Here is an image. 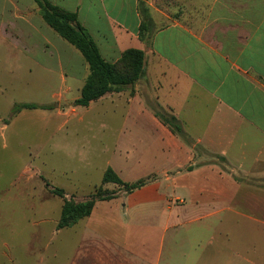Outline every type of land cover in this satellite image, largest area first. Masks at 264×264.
<instances>
[{"label":"crops","instance_id":"crops-1","mask_svg":"<svg viewBox=\"0 0 264 264\" xmlns=\"http://www.w3.org/2000/svg\"><path fill=\"white\" fill-rule=\"evenodd\" d=\"M48 1L77 15L106 62L116 63L129 49L144 51V76L97 101L102 115L113 120L102 127L122 124L130 135L154 140L151 154L159 153L162 163L148 169L145 162L136 173L131 162L129 173L136 175L127 182L118 160L108 162L105 171L112 168L127 183L155 177L132 193L97 202L89 217L71 227L59 229L61 215L52 218L47 213L42 218L46 223L34 227L48 222L53 234L78 236L68 264H159L178 246L167 241L166 234L184 224L186 215L202 220L238 214L258 232L253 247L259 248V259L235 253L227 264L264 262V0ZM163 3L169 7L158 6ZM0 7L2 34L9 43L23 46L28 55L32 49L41 56L37 64L59 72L64 87L52 95L54 101L77 100L89 75L83 56L47 28L35 0H0ZM16 23L23 24L22 31L8 32ZM155 108L174 115L184 135L163 124ZM42 115L49 120L66 118L62 128L77 110H44ZM84 118L78 117L81 122ZM4 227L9 237L0 246L3 257L15 250L16 255H31L34 243L18 250L25 244L16 226ZM159 231L156 254L153 238ZM33 235L39 240L40 235ZM53 246L56 256L62 245ZM72 246L68 238L63 247L68 251ZM184 256L183 252L177 262L184 264Z\"/></svg>","mask_w":264,"mask_h":264},{"label":"rangeland","instance_id":"rangeland-1","mask_svg":"<svg viewBox=\"0 0 264 264\" xmlns=\"http://www.w3.org/2000/svg\"><path fill=\"white\" fill-rule=\"evenodd\" d=\"M164 5L158 6L163 9L169 7ZM8 7L5 5L4 9ZM2 10L3 7H0V14ZM2 24L0 17V246L9 237V231L4 227L7 223L15 225L16 232L23 239L25 247H18V250L28 249L30 242L34 245L31 255L25 252L16 255L15 248V253L11 251L9 257L0 253V264H68L78 236L74 234L71 237L66 231L53 234V225L48 222L34 227V224L46 223L42 219L46 213L52 218L61 215L63 200L52 190L62 189L68 198L81 202L103 184L108 162L115 164L118 160L117 163L121 164L119 170L129 182L135 179L137 170L145 162L149 169L157 162L162 163V159L159 153L151 154L154 140L140 133L130 135V129L121 128L122 124L121 127H102V124L113 120L102 115L104 113L98 101H94L89 109L75 108L74 101L55 102L52 95L64 87L59 72L37 64V57L41 56L33 54L32 49L28 55L23 53V46L9 43L2 34ZM16 26V29L10 27L7 31L19 34L23 24L16 23ZM25 29L32 32L29 26ZM73 49L82 56L76 48ZM21 103L48 108L23 110L13 116L14 108ZM73 108L77 110V115L62 128L60 124L66 118L49 120L42 115L44 110L48 113L54 109L65 112ZM81 116L85 117L83 122L78 119ZM115 129L123 131L119 133ZM120 152L123 157H119ZM131 162L135 165L133 176L129 173ZM161 168L162 165L157 169ZM154 177L143 179L149 181ZM103 189L116 195L126 194L123 187L112 183L103 185ZM13 209L18 211L17 214L1 215L2 211ZM195 217L186 215L184 224L169 230L166 240L183 248L179 251L178 246L173 247L174 251L161 257L159 264H180L177 259L183 256V252L184 264H195V260L199 261L196 264H205L209 258L217 260L208 264H227V259L235 253L259 259V248L253 247L258 232L244 216L228 214L202 220ZM36 233L40 235L39 240H34L33 234ZM161 235L160 231L154 233L153 251L156 254ZM68 238L73 246L67 251L63 246ZM52 244L62 245L56 256L53 254L56 246ZM167 249L166 246L165 251ZM255 264L264 262L257 261Z\"/></svg>","mask_w":264,"mask_h":264},{"label":"trees","instance_id":"trees-1","mask_svg":"<svg viewBox=\"0 0 264 264\" xmlns=\"http://www.w3.org/2000/svg\"><path fill=\"white\" fill-rule=\"evenodd\" d=\"M40 8V15L44 22L61 38L76 48L89 66V75L81 89L80 97L73 106L87 108L89 105L111 92H120L126 86L135 84L145 74V53L142 50H126L116 63L106 62L89 32L80 25L75 13L68 12L51 4L48 0H35ZM48 108L34 103L18 104L13 110V116L23 110ZM156 116L167 125L175 134L183 136V129L174 115L167 114L161 108H155ZM112 183L121 186L127 194L139 189L147 183L140 180L136 183L124 182L118 174L108 168L103 176V184L88 199L77 202L67 198L64 190L54 188L53 194L64 199L58 228L63 229L77 224L89 217L97 202L114 199L115 193L103 189V185Z\"/></svg>","mask_w":264,"mask_h":264}]
</instances>
